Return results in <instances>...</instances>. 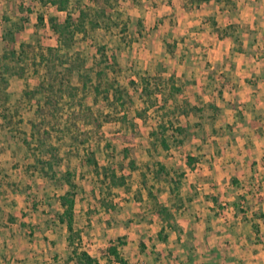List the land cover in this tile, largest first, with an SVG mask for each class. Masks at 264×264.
<instances>
[{"label": "rangeland", "instance_id": "1", "mask_svg": "<svg viewBox=\"0 0 264 264\" xmlns=\"http://www.w3.org/2000/svg\"><path fill=\"white\" fill-rule=\"evenodd\" d=\"M234 3L120 0L107 9V25L93 27V0H71L67 12L38 0H0L6 97L0 99L1 264H77L69 259L68 232L60 222L57 197L67 189L60 182L65 172L75 176L81 248L101 264L102 250L118 238L126 240L122 254L130 264H228L227 235L237 217L263 227L252 242L264 249V211L245 202L243 193L249 187L253 199L264 188L259 177L243 171L264 162L246 161L238 145L247 132L242 124L264 117V97L247 109L248 97L237 94L254 79L238 75L232 60L243 56L241 40L254 34L247 23L219 13L237 8ZM79 10L90 17L57 66L65 86L61 115L40 151L30 136L37 98L26 94L39 79L32 70L26 79L18 75L25 67L20 46L57 47L50 19L63 23L70 13L76 21ZM139 76H173L181 91L167 103L157 96L147 110L155 100L142 94ZM101 81L114 83L108 100L95 91ZM80 110L88 111L77 115ZM94 115L112 120L97 131ZM189 158L195 159L192 168ZM37 159L51 162L53 171H43ZM151 195L169 209V221L158 217Z\"/></svg>", "mask_w": 264, "mask_h": 264}, {"label": "trees", "instance_id": "2", "mask_svg": "<svg viewBox=\"0 0 264 264\" xmlns=\"http://www.w3.org/2000/svg\"><path fill=\"white\" fill-rule=\"evenodd\" d=\"M43 5H51L56 8L59 12H67L71 0H38ZM120 0H93L94 6L93 10L95 12L96 20L92 22L93 27H101L103 24H106V21L110 19L106 16L107 9H115L118 7ZM90 15L84 11L79 10V15L76 21L73 20L71 14L68 13L66 19L63 23H59L56 19H50V27L57 35L58 46L57 47H47V48H35L30 44L22 43L20 46L19 59L25 62V67L21 68L18 75L26 79V74L28 71L32 70L30 76H37L39 83L36 85L34 91L28 92L27 95H31L37 98L36 105V117L34 121L31 122V139L35 141V149L44 151L45 146L47 145L46 138L49 136L48 128H54L60 119V106L63 101L64 93V84L63 80L60 77L59 72H57V66L59 63H62L64 58H67L68 51L72 47L74 37L77 32H81L85 29V23L87 22ZM91 21V19L89 20ZM38 22H43L42 15H39ZM171 54L174 53L173 48H169ZM9 56H14L15 53L11 52ZM5 56L3 59H8V56ZM114 61V57H112ZM1 63V61H0ZM82 67V66H81ZM44 72H41V70ZM71 71V69H70ZM99 81L101 80L102 73L101 71L96 74ZM140 85L142 87V94L146 96L147 100L156 99L157 96L164 97L163 100L165 103L168 102L170 98H174L176 93L181 91L179 86H176V82L173 76L169 79L164 80L163 78L156 76H139ZM4 82V79H0V99H5V88L1 85ZM170 83L169 90L167 94L166 85ZM114 83H102L98 82L95 91L97 94L102 95L103 99H109L110 90L114 87ZM118 95L120 93L115 91ZM119 96L117 99H120ZM155 102H151L147 106V110L153 106ZM84 111L77 112V115H82L86 113ZM74 117L76 113L73 114ZM86 117V116H82ZM101 118L103 120H101ZM81 118L77 117L76 122H80ZM112 119L108 115L92 116V124L95 126L96 130L101 129L103 122H110ZM72 126L77 125L74 121L71 123ZM30 146V143H27ZM166 147V146H164ZM89 162L97 166L96 162L91 159ZM195 162L194 158L188 159L189 167H193ZM37 163L42 167V170L45 171V167L49 171H53L51 162H43L41 159H37ZM47 173V172H46ZM52 177H56V172H51ZM74 175L71 172H65L60 178V182L67 187L66 191L57 197L58 203L61 208L60 222L65 224L68 236L67 243L68 247L71 249L70 261H76L77 264H101L97 259L90 256L89 253L83 251L81 248V232L75 227V203H76V190L77 186L74 180ZM177 183V190H178ZM152 196V195H151ZM154 211L158 217L162 218L164 221H169L171 214L169 209L158 202V199L152 196ZM127 245L124 238H118L110 242V244L102 250L103 253V264H130V262L123 256L122 248Z\"/></svg>", "mask_w": 264, "mask_h": 264}, {"label": "crops", "instance_id": "3", "mask_svg": "<svg viewBox=\"0 0 264 264\" xmlns=\"http://www.w3.org/2000/svg\"><path fill=\"white\" fill-rule=\"evenodd\" d=\"M236 4L235 9L230 7L222 9L219 13L221 16L228 14L229 17H237L238 22L243 25L244 23L254 34L253 40L245 36L241 40V49L243 50V56L234 58L232 60L233 68L238 75H245L250 80L252 77L254 83L248 85L249 88H240L239 95L246 96L248 109L250 106L254 109V106H258L260 97H264V0H232ZM232 4V2H231ZM248 51L245 52V51ZM216 63L221 61L220 58L214 59ZM213 60V61H214ZM218 61V62H217ZM247 81V80H244ZM249 82V81H247ZM250 84V83H249ZM250 91V95L247 94ZM259 101V102H258ZM256 109V108H255ZM250 111V112H249ZM260 113L264 115V110H260ZM245 114H253L251 110H248ZM251 117H249L250 119ZM242 127L247 131L244 137L239 140V146L242 147L243 158L247 160L254 159L256 162H264V117L258 116V120H249L242 124ZM254 130L258 132H254ZM256 133V134H255ZM248 136V137H247ZM245 155H244V154ZM238 158V157H237ZM254 170L244 169V177H259L260 181L264 183V165L257 163ZM249 187H244V195L250 202L251 207L255 210L264 211V188L259 191L258 196L261 198H250V193L247 192ZM251 188V187H250ZM238 218V217H237ZM235 218L232 224L233 230L227 235L229 240L230 251L229 254L232 258H229L228 264H264V249L262 245H256L252 242L256 234L263 231V227L255 226L250 227L251 220H241ZM255 221V219H254ZM232 221L228 220V223ZM256 222H260L259 220ZM230 225V223H229ZM238 241V242H237ZM1 264V263H0Z\"/></svg>", "mask_w": 264, "mask_h": 264}]
</instances>
